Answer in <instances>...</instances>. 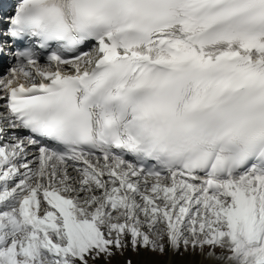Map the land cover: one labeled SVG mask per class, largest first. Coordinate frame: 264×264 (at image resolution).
<instances>
[{"label": "snow or ice", "instance_id": "1", "mask_svg": "<svg viewBox=\"0 0 264 264\" xmlns=\"http://www.w3.org/2000/svg\"><path fill=\"white\" fill-rule=\"evenodd\" d=\"M0 69V264H264V0H16Z\"/></svg>", "mask_w": 264, "mask_h": 264}, {"label": "rangeland", "instance_id": "2", "mask_svg": "<svg viewBox=\"0 0 264 264\" xmlns=\"http://www.w3.org/2000/svg\"><path fill=\"white\" fill-rule=\"evenodd\" d=\"M205 251H207V249H205ZM126 256L132 257L133 264H142V261L148 256V254L145 252L137 254L131 251H125L123 255L117 253L115 256L109 258L107 261H104V259L101 258L98 264H125ZM175 259L178 264H224L223 261L206 259L202 254L199 253L195 255H192L191 253H186L184 255L177 256Z\"/></svg>", "mask_w": 264, "mask_h": 264}]
</instances>
